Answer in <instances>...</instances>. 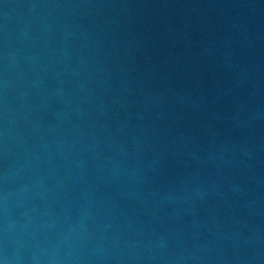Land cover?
<instances>
[{
  "label": "water",
  "instance_id": "obj_1",
  "mask_svg": "<svg viewBox=\"0 0 264 264\" xmlns=\"http://www.w3.org/2000/svg\"><path fill=\"white\" fill-rule=\"evenodd\" d=\"M0 264H264V0H0Z\"/></svg>",
  "mask_w": 264,
  "mask_h": 264
}]
</instances>
